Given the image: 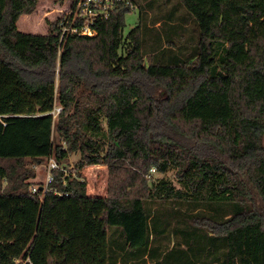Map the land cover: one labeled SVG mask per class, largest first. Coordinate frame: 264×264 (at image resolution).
<instances>
[{"label": "trees", "instance_id": "obj_1", "mask_svg": "<svg viewBox=\"0 0 264 264\" xmlns=\"http://www.w3.org/2000/svg\"><path fill=\"white\" fill-rule=\"evenodd\" d=\"M171 1L63 35L19 29L40 0H0V264H264V0H178L186 21Z\"/></svg>", "mask_w": 264, "mask_h": 264}, {"label": "rangeland", "instance_id": "obj_2", "mask_svg": "<svg viewBox=\"0 0 264 264\" xmlns=\"http://www.w3.org/2000/svg\"><path fill=\"white\" fill-rule=\"evenodd\" d=\"M73 0H64L63 3L56 2L54 0H40L36 9L32 13L23 14L18 21V27L20 30L25 32H38V33H46L49 27V23L57 19L58 17H65L67 11L69 10V6L72 4ZM168 5L165 4V6ZM178 0H172L169 7H172L176 10L177 16L180 17L181 20L186 21V18L190 19L188 14L183 10V6ZM187 15V16H186ZM140 10L138 8L129 12L126 15V26L124 28V34L127 35L129 31L139 22ZM181 22V21H179ZM191 23L187 24V28H182L180 26L182 32H186V36L193 37L195 36L197 29L196 26L191 25ZM184 29V30H183ZM58 108H61V105L56 103V111ZM57 112L56 115L57 116ZM57 118V117H56ZM55 142L57 143L59 139V135L55 132ZM49 157L43 163L38 164L36 166V176L31 178L30 181L36 187L41 183H47V173H48V165H49ZM80 160V153L73 152L69 154L67 160L63 163L66 174L72 172L75 173V169L78 168V162ZM83 179L87 182V190L88 193L92 195H103L107 196L109 194V170L108 167L104 164H92L86 165L82 168ZM148 179H153V177H168L173 180L176 179L175 171L170 170L167 173H160L157 171L150 170L147 174H144Z\"/></svg>", "mask_w": 264, "mask_h": 264}, {"label": "built area", "instance_id": "obj_3", "mask_svg": "<svg viewBox=\"0 0 264 264\" xmlns=\"http://www.w3.org/2000/svg\"><path fill=\"white\" fill-rule=\"evenodd\" d=\"M118 1L120 0H73L61 23L63 35L65 33L94 35L96 33V30L94 29L96 22L100 18H108ZM70 23L73 25L70 26ZM60 110L61 108H58L57 111L55 109V111H53L54 115H56V112L58 113ZM57 168H59V164L54 160V158H50L47 168L48 173L46 187L52 180V170ZM153 170L155 171V169H152V171ZM33 191H38V187H34Z\"/></svg>", "mask_w": 264, "mask_h": 264}, {"label": "water", "instance_id": "obj_4", "mask_svg": "<svg viewBox=\"0 0 264 264\" xmlns=\"http://www.w3.org/2000/svg\"><path fill=\"white\" fill-rule=\"evenodd\" d=\"M41 189H43V186H41Z\"/></svg>", "mask_w": 264, "mask_h": 264}]
</instances>
